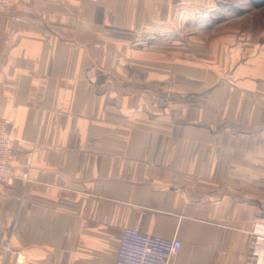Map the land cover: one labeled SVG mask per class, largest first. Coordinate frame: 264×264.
<instances>
[{
  "label": "crops",
  "instance_id": "0c3cea01",
  "mask_svg": "<svg viewBox=\"0 0 264 264\" xmlns=\"http://www.w3.org/2000/svg\"><path fill=\"white\" fill-rule=\"evenodd\" d=\"M152 3L13 0L0 13L17 175L0 181V264H117L125 227L176 238L171 264H249L264 145L244 132H264V44L240 77L193 70L192 94L180 73L169 91L167 62L131 42Z\"/></svg>",
  "mask_w": 264,
  "mask_h": 264
},
{
  "label": "rangeland",
  "instance_id": "374dc122",
  "mask_svg": "<svg viewBox=\"0 0 264 264\" xmlns=\"http://www.w3.org/2000/svg\"><path fill=\"white\" fill-rule=\"evenodd\" d=\"M152 1L153 16L140 21L131 42L141 52L146 51L153 65L159 64V60L167 62L169 91L174 87L171 77L180 73L188 81L183 87L185 95L192 94L193 70L200 77L212 72L217 80L240 77L246 58L264 44V5L256 7L251 0ZM209 86L201 84L196 90ZM244 135L258 136L264 145L261 130L247 131Z\"/></svg>",
  "mask_w": 264,
  "mask_h": 264
},
{
  "label": "built area",
  "instance_id": "2783aa9c",
  "mask_svg": "<svg viewBox=\"0 0 264 264\" xmlns=\"http://www.w3.org/2000/svg\"><path fill=\"white\" fill-rule=\"evenodd\" d=\"M13 0H0L3 13ZM14 120L0 118V181L12 185L17 175L12 170L15 160L13 131ZM251 244L247 260L249 264H264V221H256L250 230ZM181 251L176 238L152 235L134 227H125L117 251V264H171Z\"/></svg>",
  "mask_w": 264,
  "mask_h": 264
},
{
  "label": "trees",
  "instance_id": "16d2710c",
  "mask_svg": "<svg viewBox=\"0 0 264 264\" xmlns=\"http://www.w3.org/2000/svg\"><path fill=\"white\" fill-rule=\"evenodd\" d=\"M251 3H252L254 6L258 7V6H262V5H264V0H251Z\"/></svg>",
  "mask_w": 264,
  "mask_h": 264
}]
</instances>
